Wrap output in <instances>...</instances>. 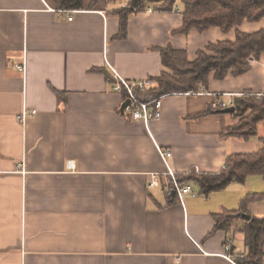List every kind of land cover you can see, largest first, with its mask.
I'll list each match as a JSON object with an SVG mask.
<instances>
[{"label":"crops","instance_id":"1","mask_svg":"<svg viewBox=\"0 0 264 264\" xmlns=\"http://www.w3.org/2000/svg\"><path fill=\"white\" fill-rule=\"evenodd\" d=\"M90 4L68 21L52 0H0V264H237L247 254L245 234L211 236L213 215L263 193V178L209 195L182 183L196 196L181 201L160 151L172 153L167 164L178 181L217 174L231 155L257 153L264 134L224 137L232 115L207 113L262 93L264 57L251 58L238 77L211 74L200 94L165 96L161 118L149 125L121 113L113 70L130 82L155 78L165 70L157 49L171 44L194 61L209 44L257 33L264 21L174 36L182 6L149 9L130 15L119 39L116 11L124 4ZM259 204L248 206L252 216Z\"/></svg>","mask_w":264,"mask_h":264},{"label":"trees","instance_id":"2","mask_svg":"<svg viewBox=\"0 0 264 264\" xmlns=\"http://www.w3.org/2000/svg\"><path fill=\"white\" fill-rule=\"evenodd\" d=\"M101 0H91L90 9H94ZM117 1V0H112ZM55 9L75 11L85 8V0H52ZM178 0H131L128 6L116 11L120 20L119 39L127 37L128 17L146 12L149 9L158 13H171ZM183 25L173 33L186 35L192 30L200 33L219 28L227 33L238 28L244 22L264 21V0H181ZM161 53L164 71L158 77L150 78L153 86L134 92L141 102L150 103L159 97L173 94H200L208 89L209 77L214 74L216 80L228 75L241 76L249 71V60H261L264 57V28L254 34L237 32L235 42L209 44L199 51L194 61H189L187 52L175 49L171 44L157 49ZM112 81V79H109ZM124 96L126 101L127 97ZM231 113L233 124L224 137L252 140L258 136V127L264 125V98L253 93L233 98ZM209 108L207 114L223 111ZM123 115L124 112L121 111ZM261 149L254 154H234L228 157L226 168L217 174H190L179 178V183H192L199 188L201 195L226 190L233 183L243 184L250 176H261L264 180V135L259 138ZM170 189L173 192V186ZM172 192L170 196L172 197ZM255 202L264 203L263 193L247 194L238 210L225 211L213 215L214 230L211 236L220 231L230 233L240 231L245 234L247 254L236 258L237 264H264V216H252L247 210ZM248 214L251 219L243 218Z\"/></svg>","mask_w":264,"mask_h":264},{"label":"built area","instance_id":"3","mask_svg":"<svg viewBox=\"0 0 264 264\" xmlns=\"http://www.w3.org/2000/svg\"><path fill=\"white\" fill-rule=\"evenodd\" d=\"M112 1V0H108ZM131 0H120L122 4H124V7L128 6L129 2ZM177 7L175 6L174 10H176ZM61 13L65 14L68 18V21H72L73 17L71 14H74V12L71 11H60ZM19 70L25 71V66H19ZM114 73V80L115 83L112 86V90L115 93L126 95L127 99L126 101H130V105L126 107L124 114L129 115L134 121H141L145 125H149L154 120H158L161 118V111H162V104H163V98L159 97L155 99L154 101L150 103L141 102L137 96L135 95V88H139L141 90H145L146 88H149L152 86V81L144 80V81H136V82H130L123 79L116 71L113 70ZM246 95V94H245ZM254 96L257 98H264V91L262 93H254ZM125 101V102H126ZM124 102V103H125ZM223 108H227L228 106L224 103L221 104ZM232 105V104H231ZM218 108V104L214 105V109ZM31 115H35V112H32ZM29 117L28 113L25 111L20 117L19 120L21 122H25L27 118ZM160 155L165 161L168 172L167 174L171 176L172 178V186L174 193L178 196V198L182 201L183 198L186 195H191L193 197L196 196L193 187L191 185H182L178 182L177 178L175 177L172 170L169 168L167 164V159L172 156L171 152H162L160 151ZM226 168V166H224ZM157 183V179H154L151 183V187L155 186ZM232 241H229L226 244V250L229 252L231 250Z\"/></svg>","mask_w":264,"mask_h":264},{"label":"rangeland","instance_id":"4","mask_svg":"<svg viewBox=\"0 0 264 264\" xmlns=\"http://www.w3.org/2000/svg\"><path fill=\"white\" fill-rule=\"evenodd\" d=\"M118 1H120V0H118ZM181 6V0H178V2H177V4H176V7H178V9H179V7ZM264 134V125L263 124H260L259 125V127H258V135L259 134ZM261 204H259L257 207V213L256 214H259V215H257V217H262V216H264V203L263 202H260Z\"/></svg>","mask_w":264,"mask_h":264},{"label":"water","instance_id":"5","mask_svg":"<svg viewBox=\"0 0 264 264\" xmlns=\"http://www.w3.org/2000/svg\"><path fill=\"white\" fill-rule=\"evenodd\" d=\"M129 105H130V101L128 100V101H126V102L122 105V109H121V111L124 112L125 109H126V107H128ZM233 112H234V108H233V107H230V108H228V109H226V110L223 111V113H229V114H231V113H233ZM174 194H175V193H174ZM241 216H242L243 218L248 219V220L251 219V216L248 215V214H244V213H242Z\"/></svg>","mask_w":264,"mask_h":264}]
</instances>
